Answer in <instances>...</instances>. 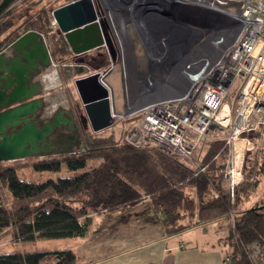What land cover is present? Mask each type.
I'll use <instances>...</instances> for the list:
<instances>
[{
    "label": "trees",
    "instance_id": "16d2710c",
    "mask_svg": "<svg viewBox=\"0 0 264 264\" xmlns=\"http://www.w3.org/2000/svg\"><path fill=\"white\" fill-rule=\"evenodd\" d=\"M20 0H0V53L29 31L46 37L52 59L63 65L74 61L63 35L57 34L52 10L42 8L33 18L15 26L12 17ZM88 62V61H87ZM258 144V134L249 135ZM112 138L95 134L85 152L50 156L29 164L38 173L74 175L34 183L19 177L21 166L0 163V245L12 231L14 242L32 243L85 237L88 216L139 204L148 197L161 215L169 235L205 225L225 217L230 223L231 264H250L244 247L264 248V198L248 209L242 204L258 187L259 170L264 172V148L255 150L253 165L244 164L245 180L234 190V202L225 184L228 152L221 140L199 151L205 170L152 150L134 149ZM189 162V161H187ZM25 166V165H24ZM234 212V222L228 216ZM82 218H87L85 223ZM0 264H79L71 250L0 253Z\"/></svg>",
    "mask_w": 264,
    "mask_h": 264
},
{
    "label": "built area",
    "instance_id": "2783aa9c",
    "mask_svg": "<svg viewBox=\"0 0 264 264\" xmlns=\"http://www.w3.org/2000/svg\"><path fill=\"white\" fill-rule=\"evenodd\" d=\"M92 1L98 19L104 6L116 15L120 12L109 0H104V5ZM137 1L136 5L145 3ZM172 3L194 10L204 27L182 37L174 48L169 61L174 78L170 95L135 107L126 91V112L118 113L111 106L112 127L118 122H129L125 144L157 151L176 161H189L195 174L206 168L202 165V154L196 157V153L205 145L209 133L217 131L220 135L212 142L221 140L228 152L225 179L233 203L235 187L245 180L246 153L264 143V0H173ZM52 24L56 29L55 23ZM105 50L108 67L100 72L104 78L116 63L111 50L107 46ZM144 96L142 93L141 97ZM252 134H258V144L250 139ZM88 135L87 140L92 142V135ZM239 142L244 145L242 152L237 149ZM228 217L234 222V212ZM244 251L250 264H264L262 246L252 244L244 247ZM225 262L231 264V257L227 256Z\"/></svg>",
    "mask_w": 264,
    "mask_h": 264
},
{
    "label": "crops",
    "instance_id": "0c3cea01",
    "mask_svg": "<svg viewBox=\"0 0 264 264\" xmlns=\"http://www.w3.org/2000/svg\"><path fill=\"white\" fill-rule=\"evenodd\" d=\"M172 1L145 0V3L136 6V19H132V13L126 11L123 18L119 16L116 20L117 34L122 39L123 47L116 55L114 69L107 74L104 82L110 88V100L118 113L126 112V91L135 107L167 98L174 85L173 70L169 65L175 53L174 48L178 47L182 37L204 27L203 20L198 18L194 10L179 8ZM42 36L52 56L50 45L46 37ZM5 52L10 59L17 54L11 46ZM52 63L47 70L40 68V78L32 81V84L34 81L39 82L43 94H47L46 101L51 110L49 114L57 110L69 112L77 103L76 91L72 86L77 73L89 68H99L102 72L107 68L106 64L98 66L99 61L93 58L85 64L78 63L76 59L63 65L55 64L54 61ZM92 64L95 66L92 67ZM115 69L119 70L116 74ZM53 70L59 72L61 83L51 88L43 86L41 73ZM119 76L125 98L123 111H118L115 100V92L121 87ZM142 93H145L144 97H141ZM120 125L124 129L126 122H120ZM116 129L114 126L98 133L88 129L84 133L92 137L104 134L115 141ZM85 134L79 136L69 131L62 133L59 137L62 144L57 150L71 149L77 153L86 149L89 140L85 139ZM211 141L208 136L207 144L203 147L206 149ZM261 146L264 148V143ZM88 218L89 228L85 237L66 239L67 247L62 249L54 247L42 251L71 250L79 264H226L225 259L231 251L227 241L230 223L225 217L169 235L162 224L161 215L153 209L148 197L135 206L94 213ZM86 220L82 218L81 222L85 223ZM40 243L51 242L17 243L10 231L0 245V253L39 251L35 248ZM46 245L49 247V244ZM5 247L12 251L1 252Z\"/></svg>",
    "mask_w": 264,
    "mask_h": 264
},
{
    "label": "water",
    "instance_id": "95a60500",
    "mask_svg": "<svg viewBox=\"0 0 264 264\" xmlns=\"http://www.w3.org/2000/svg\"><path fill=\"white\" fill-rule=\"evenodd\" d=\"M57 34L63 35L71 55L78 63L85 64V56L106 46L116 62L107 38V26L98 19L92 0H76L52 10ZM16 57L0 53V163L26 159H44L50 156L74 154V150H57L59 137L69 131L80 136L83 129L98 133L113 125L111 95L104 86L99 68H89L77 73L72 86L77 103L69 112L47 111L48 103L38 98L32 81L40 76L38 68L47 70L52 56L43 36L30 31L12 45ZM106 57V54H105Z\"/></svg>",
    "mask_w": 264,
    "mask_h": 264
},
{
    "label": "rangeland",
    "instance_id": "374dc122",
    "mask_svg": "<svg viewBox=\"0 0 264 264\" xmlns=\"http://www.w3.org/2000/svg\"><path fill=\"white\" fill-rule=\"evenodd\" d=\"M98 3L101 1V3H103V5L105 4L104 0H96ZM131 2H133V5L138 6L139 4L136 5V2H138L137 0H130ZM62 0H20L19 2H17L15 4V10L16 12L14 13L13 17H12V21L15 22V26H18L22 23H24L25 21H27L28 19L33 18L42 8H47L48 10H51L55 7H57L58 5L62 4ZM143 3V1L141 2V4ZM132 19H136V16L134 14H132ZM106 19L110 24H111V31H112V36H113V40L116 43V45L118 46L119 53L122 51V39L119 36V34H117V16L115 14L114 11H112L111 9H108L104 6L103 9H101V13H100V19L103 20ZM30 32V31H29ZM6 35L0 36V42L4 39ZM50 45V49L51 48V44ZM118 51V50H117ZM106 63H108V61H106ZM105 63V64H106ZM107 65V64H106ZM108 67L105 66V68ZM107 69V68H106ZM105 69V70H106ZM118 69H115V74L118 72ZM119 81L121 82L119 87V91L117 90L115 92V100H116V106L118 111H123L124 110V104H125V98H124V93H123V89H122V80L119 76ZM118 81V83H119ZM45 95H47L45 93ZM123 122V121H122ZM128 126H129V122H126V127L124 129H121V125L120 122H118V124H116L117 129L115 130V134L117 137L115 138V142H122L124 139V132H126L128 130ZM124 130V131H123ZM89 133L85 134V139L87 140V138L89 137L88 135ZM114 134V135H115ZM209 138L214 139V137L218 134L217 131L213 130L209 133ZM104 138H108L107 135H102ZM113 139V138H112ZM112 139H110L111 141H109V143H112ZM212 142V141H211ZM205 144H207V142H205ZM262 147V146H261ZM80 148V147H79ZM202 149V150H201ZM205 149V147H201L200 150L203 151ZM196 153V157L198 156L197 154L199 153V151ZM255 151L251 152V153H246L245 156V165H253V163L255 162ZM37 159H26V160H20V161H16V162H8V164H16L18 166H21L19 169V177L24 179L27 182H34V183H39L42 181H45L47 179H57L58 177H66V176H71L74 175V172H69L65 169H62L59 173H53V172H43V173H38L35 172L29 164L33 163L34 161H36ZM187 165H189L190 167H193L194 165L191 162H187ZM25 165V166H24ZM257 179L259 181L258 187L254 190V192L252 193V195H250V197L242 204L241 208H245L248 209L250 207H252L253 205H255L257 202H259L262 198H264V172L259 170V173L257 175ZM225 184H227V188L229 189V182H225ZM66 239L64 240H55V241H50L51 243H40L38 246V248H35L39 251L42 250H46V249H52V248H56L58 247L59 249L65 248L67 247V244L65 243ZM49 244V247L48 245ZM64 244V246L61 247V245ZM12 251L10 248H4L1 252H10ZM36 251V250H34Z\"/></svg>",
    "mask_w": 264,
    "mask_h": 264
},
{
    "label": "flooded vegetation",
    "instance_id": "af4514ba",
    "mask_svg": "<svg viewBox=\"0 0 264 264\" xmlns=\"http://www.w3.org/2000/svg\"><path fill=\"white\" fill-rule=\"evenodd\" d=\"M106 34H107V38L110 41V44L112 46L113 52L118 53L119 48L116 45V43L114 42V40H113L112 32L109 31V30H107ZM105 51H106L105 48H103V49H100L99 51L92 52V56L93 57L87 55V56H85V61L87 62L88 59H92L93 58V60L99 61V65L98 66L104 65L106 63V61H107V58L105 57ZM106 64L108 65V63H106ZM94 66L95 65L92 64V67H94ZM38 69H40V68H38ZM39 78H40V76H37L36 80H38ZM38 85H39V82H35L34 81V83L32 84V86H34V90H36V91L39 90V86ZM38 98H44V99H46V95H45V93L43 94V91L42 90L39 91ZM47 111H48V113L50 111V105L49 104H48V107H47ZM54 113H51V114H54ZM83 125H84V123H83V120H82V121H80V126H79L80 135H84L85 134L84 132L86 131V130L83 129ZM57 148H59V147H57Z\"/></svg>",
    "mask_w": 264,
    "mask_h": 264
},
{
    "label": "bare ground",
    "instance_id": "6f19581e",
    "mask_svg": "<svg viewBox=\"0 0 264 264\" xmlns=\"http://www.w3.org/2000/svg\"><path fill=\"white\" fill-rule=\"evenodd\" d=\"M109 3L111 5H113L114 7H116V9H118L120 11L119 14L117 15V18H119V16L121 18H123V14L126 11H129V12H131L132 14H134L136 16V13H137L136 6L133 5L130 0H109ZM103 22L107 26V30L111 31V24L106 19H104V18H103ZM224 114L225 113L223 112L220 115V118H222L224 116ZM243 147H244V145H243L242 142H239L237 144V149H238L239 152H242Z\"/></svg>",
    "mask_w": 264,
    "mask_h": 264
},
{
    "label": "clouds",
    "instance_id": "9594fccd",
    "mask_svg": "<svg viewBox=\"0 0 264 264\" xmlns=\"http://www.w3.org/2000/svg\"><path fill=\"white\" fill-rule=\"evenodd\" d=\"M59 83H61L59 72L53 70L41 73V84L43 86L51 88Z\"/></svg>",
    "mask_w": 264,
    "mask_h": 264
}]
</instances>
